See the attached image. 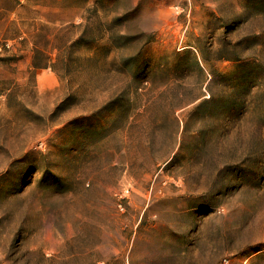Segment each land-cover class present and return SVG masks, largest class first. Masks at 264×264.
Masks as SVG:
<instances>
[{
  "label": "rangeland",
  "instance_id": "rangeland-1",
  "mask_svg": "<svg viewBox=\"0 0 264 264\" xmlns=\"http://www.w3.org/2000/svg\"><path fill=\"white\" fill-rule=\"evenodd\" d=\"M0 264H264V0H0Z\"/></svg>",
  "mask_w": 264,
  "mask_h": 264
}]
</instances>
